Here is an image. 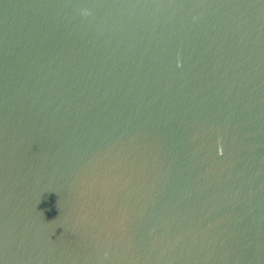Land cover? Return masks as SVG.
Instances as JSON below:
<instances>
[{"label": "water", "instance_id": "1", "mask_svg": "<svg viewBox=\"0 0 264 264\" xmlns=\"http://www.w3.org/2000/svg\"><path fill=\"white\" fill-rule=\"evenodd\" d=\"M0 264H264V0H0Z\"/></svg>", "mask_w": 264, "mask_h": 264}, {"label": "clouds", "instance_id": "2", "mask_svg": "<svg viewBox=\"0 0 264 264\" xmlns=\"http://www.w3.org/2000/svg\"><path fill=\"white\" fill-rule=\"evenodd\" d=\"M81 14L87 16V15H91V12L87 9H83L81 10Z\"/></svg>", "mask_w": 264, "mask_h": 264}]
</instances>
